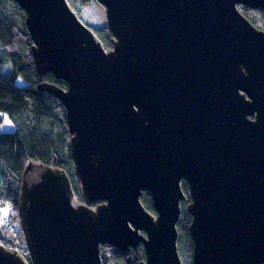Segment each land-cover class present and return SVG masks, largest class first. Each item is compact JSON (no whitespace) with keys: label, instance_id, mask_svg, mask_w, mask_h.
I'll return each mask as SVG.
<instances>
[{"label":"water","instance_id":"water-1","mask_svg":"<svg viewBox=\"0 0 264 264\" xmlns=\"http://www.w3.org/2000/svg\"><path fill=\"white\" fill-rule=\"evenodd\" d=\"M14 1L38 75L66 84L37 89L66 111L81 198L65 171L27 165L31 264H101L103 246L140 244L139 264H182V181L192 264H264V32L238 9L264 0H95L109 50L66 0ZM0 264L30 263L0 245Z\"/></svg>","mask_w":264,"mask_h":264},{"label":"trees","instance_id":"trees-1","mask_svg":"<svg viewBox=\"0 0 264 264\" xmlns=\"http://www.w3.org/2000/svg\"><path fill=\"white\" fill-rule=\"evenodd\" d=\"M66 1L77 15H81L82 8L93 0ZM238 9L254 27L264 30L261 10L243 6ZM25 19V12L14 0H0V114H5L13 125L12 131L0 132V212L7 211L6 215L0 213L4 220L0 224V245L17 250L31 264L17 207L27 165L42 164L65 171L76 199L81 201V198L71 159L66 111L57 99L37 89L45 82L62 89L66 84L50 73L38 75L31 53L33 41ZM89 28L105 50L111 49L113 35L106 24L101 28ZM4 61L11 66L8 74L1 71ZM181 188L185 199L180 203L177 248L182 264H192L191 216L187 212L191 198L187 182L182 181ZM140 202L146 211L154 214L148 192L142 193ZM144 260L141 244L126 253L107 245L101 249V264H139Z\"/></svg>","mask_w":264,"mask_h":264},{"label":"rangeland","instance_id":"rangeland-1","mask_svg":"<svg viewBox=\"0 0 264 264\" xmlns=\"http://www.w3.org/2000/svg\"><path fill=\"white\" fill-rule=\"evenodd\" d=\"M80 20L87 25L88 27L93 28H101L106 24L105 20V13L102 6H100L95 0L87 3L81 11ZM4 65L1 68V71L4 74H8L11 72V66L8 64V62L4 61ZM22 85V83H20ZM4 116V121L2 124H0V132H8L13 130V125L7 118L5 114H2ZM1 213V212H0ZM1 214L6 215V212H2ZM1 223H4L2 217L0 216ZM1 228V225H0Z\"/></svg>","mask_w":264,"mask_h":264},{"label":"bare ground","instance_id":"bare-ground-1","mask_svg":"<svg viewBox=\"0 0 264 264\" xmlns=\"http://www.w3.org/2000/svg\"><path fill=\"white\" fill-rule=\"evenodd\" d=\"M49 74V73H48ZM46 83V82H45ZM50 84V83H49ZM1 115V114H0ZM2 116V115H1ZM4 119H2V123H3ZM1 123V124H2ZM71 137V136H70ZM71 144V143H70ZM4 221V220H3ZM0 222H1V219H0ZM142 245V244H141ZM143 246V245H142ZM144 247V246H143Z\"/></svg>","mask_w":264,"mask_h":264},{"label":"flooded vegetation","instance_id":"flooded-vegetation-1","mask_svg":"<svg viewBox=\"0 0 264 264\" xmlns=\"http://www.w3.org/2000/svg\"><path fill=\"white\" fill-rule=\"evenodd\" d=\"M248 20V19H247ZM249 21V20H248ZM256 28V27H255ZM258 31H261V32H264V30H262V29H258V28H256Z\"/></svg>","mask_w":264,"mask_h":264}]
</instances>
